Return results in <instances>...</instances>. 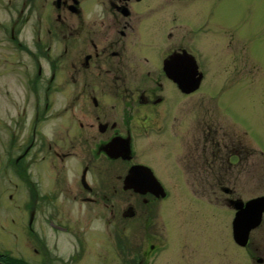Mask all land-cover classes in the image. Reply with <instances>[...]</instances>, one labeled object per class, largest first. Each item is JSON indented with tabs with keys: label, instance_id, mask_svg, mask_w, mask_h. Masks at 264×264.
Segmentation results:
<instances>
[{
	"label": "rangeland",
	"instance_id": "374dc122",
	"mask_svg": "<svg viewBox=\"0 0 264 264\" xmlns=\"http://www.w3.org/2000/svg\"><path fill=\"white\" fill-rule=\"evenodd\" d=\"M24 1L0 0V21L11 23L31 13V21L44 22L51 0H35L30 8ZM178 1L198 12L197 26L192 23L197 33L185 35L200 47L204 78L197 92L184 96L179 121L150 128L137 143L142 160L155 142L152 154L166 156L154 160L166 199L154 204L149 219L141 211L123 219L129 198L122 190L111 196V185L98 176V170L108 174L117 163L96 159L94 146L88 153V181L99 200L79 201L81 157H73L67 172L72 196L54 222L60 229H50L48 215L40 214L32 223L37 238L28 234L30 217L19 208L22 184L16 172L3 167L5 158L2 164L7 142H19L36 100L21 79L26 56L0 28V254L25 264H257L258 257L264 259V223L252 233L248 248L238 247L231 231L234 201L264 194V0ZM63 85L54 95L45 133H52L65 113ZM193 141L199 150L192 164L187 159H193ZM183 153V164L171 162L173 154ZM215 154L216 167L209 164Z\"/></svg>",
	"mask_w": 264,
	"mask_h": 264
},
{
	"label": "flooded vegetation",
	"instance_id": "af4514ba",
	"mask_svg": "<svg viewBox=\"0 0 264 264\" xmlns=\"http://www.w3.org/2000/svg\"><path fill=\"white\" fill-rule=\"evenodd\" d=\"M182 2L51 0L43 16L44 22L40 19L31 21V13L20 15L11 23L0 21L3 34H9L10 41L26 56L28 65L20 72L21 79L27 95L29 91L36 100L29 128L26 123L21 124L26 130L20 134L21 138H17L16 144V141L7 142L2 160V164L4 158L6 160L3 167L16 172L22 184L19 208L30 217L27 224L30 236L33 234L37 238L32 223L40 214L48 215L50 229H60L54 222L72 196L67 172L72 169L73 157H81L77 173L81 186L79 201L93 203L99 200L88 181L92 169L88 153L94 146L92 156L96 159L117 163L116 169L108 174L98 170V176L111 185V196L119 195L122 190L121 194L129 198L122 218L124 213L132 210L131 218L141 211V214L148 212L145 218L149 219L156 211V208L152 209L154 204L166 199L167 188L154 170L158 167L154 160L166 156L152 154L151 147L158 146L155 142L146 148L145 152L148 150L149 154L142 160L137 143L150 128L159 129L164 124L179 121L184 96L195 93L184 94L172 78L173 72L185 70L184 58L191 59L203 73L204 65L198 58L200 47L191 39L186 40L185 35L192 31L197 33L192 27L199 22L198 12H189ZM23 3L30 8L35 0ZM187 5L189 9L193 8L191 3ZM62 82L66 93L65 113L60 115L52 133H45L46 121L55 103L54 95ZM31 98L30 95V101ZM27 106L22 113L25 121L30 111ZM214 141L213 137L209 139V144L214 146L212 150L216 149ZM243 146L245 152L247 146ZM198 150L199 145L193 141V159L187 161L193 164ZM170 159L175 165L183 164L184 153L173 154ZM216 160L215 154L209 164L214 163L216 167ZM138 166L145 167V173L150 170L165 191L164 198L156 197L151 191L141 193L124 189L129 170ZM8 196L11 200L12 195ZM262 196L264 194L234 201L232 238L238 212L236 205ZM76 197L77 193L74 199ZM101 200L105 202L109 198ZM113 207L114 204L111 205L112 213ZM263 223L264 211L260 223L249 232L245 248L251 244L252 233ZM263 262L262 257L256 259L257 264Z\"/></svg>",
	"mask_w": 264,
	"mask_h": 264
},
{
	"label": "water",
	"instance_id": "95a60500",
	"mask_svg": "<svg viewBox=\"0 0 264 264\" xmlns=\"http://www.w3.org/2000/svg\"><path fill=\"white\" fill-rule=\"evenodd\" d=\"M184 59L186 63L185 70L179 73L173 72L172 78L183 93L189 94L199 88L202 74L198 72L195 63L191 59L187 56ZM147 170L148 173H145V167L138 166L131 168L124 179V189H134L141 193L151 191L156 197L164 198L165 193L162 191L161 185L153 177L150 170ZM140 178H143V181H140ZM236 209L238 212L233 222L234 241L241 247H244L247 244L249 232L260 223V217L264 210V197L250 201L245 205L239 202L236 205ZM132 214V210H128L124 213L123 217L130 218Z\"/></svg>",
	"mask_w": 264,
	"mask_h": 264
},
{
	"label": "trees",
	"instance_id": "16d2710c",
	"mask_svg": "<svg viewBox=\"0 0 264 264\" xmlns=\"http://www.w3.org/2000/svg\"><path fill=\"white\" fill-rule=\"evenodd\" d=\"M0 264H25L23 261H19L13 258H9L6 255L0 254Z\"/></svg>",
	"mask_w": 264,
	"mask_h": 264
}]
</instances>
